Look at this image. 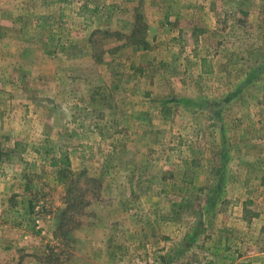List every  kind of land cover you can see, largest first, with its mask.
<instances>
[{"label":"rangeland","instance_id":"obj_1","mask_svg":"<svg viewBox=\"0 0 264 264\" xmlns=\"http://www.w3.org/2000/svg\"><path fill=\"white\" fill-rule=\"evenodd\" d=\"M174 262L264 264V0H0V264Z\"/></svg>","mask_w":264,"mask_h":264},{"label":"trees","instance_id":"obj_2","mask_svg":"<svg viewBox=\"0 0 264 264\" xmlns=\"http://www.w3.org/2000/svg\"><path fill=\"white\" fill-rule=\"evenodd\" d=\"M62 165L69 167V162L65 158H60V160H52V165L57 166V165ZM89 181H93V179H88ZM95 183V180L93 181ZM77 180L76 178L71 179L66 185H65V191H66V198H65V203H66V208L63 210L61 213V220L60 222H64V218L66 214L71 213L72 210L76 206H82V195L77 194ZM62 224L60 223V227Z\"/></svg>","mask_w":264,"mask_h":264},{"label":"built area","instance_id":"obj_3","mask_svg":"<svg viewBox=\"0 0 264 264\" xmlns=\"http://www.w3.org/2000/svg\"><path fill=\"white\" fill-rule=\"evenodd\" d=\"M171 264H195V263H176V262H174V263H171Z\"/></svg>","mask_w":264,"mask_h":264}]
</instances>
